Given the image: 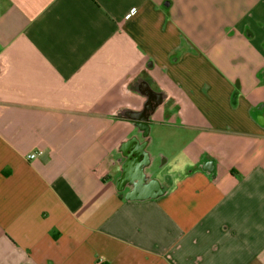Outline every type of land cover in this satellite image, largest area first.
<instances>
[{
	"label": "crops",
	"instance_id": "crops-1",
	"mask_svg": "<svg viewBox=\"0 0 264 264\" xmlns=\"http://www.w3.org/2000/svg\"><path fill=\"white\" fill-rule=\"evenodd\" d=\"M0 264H264V0H0Z\"/></svg>",
	"mask_w": 264,
	"mask_h": 264
},
{
	"label": "built area",
	"instance_id": "built-area-1",
	"mask_svg": "<svg viewBox=\"0 0 264 264\" xmlns=\"http://www.w3.org/2000/svg\"><path fill=\"white\" fill-rule=\"evenodd\" d=\"M37 155H38V153H36V152L30 153V154L28 155V159H33V158H35Z\"/></svg>",
	"mask_w": 264,
	"mask_h": 264
},
{
	"label": "water",
	"instance_id": "water-1",
	"mask_svg": "<svg viewBox=\"0 0 264 264\" xmlns=\"http://www.w3.org/2000/svg\"><path fill=\"white\" fill-rule=\"evenodd\" d=\"M150 111H151V109H150ZM147 119H148V115H146V116H141V118H140V121H142V123L143 122H147Z\"/></svg>",
	"mask_w": 264,
	"mask_h": 264
},
{
	"label": "flooded vegetation",
	"instance_id": "flooded-vegetation-1",
	"mask_svg": "<svg viewBox=\"0 0 264 264\" xmlns=\"http://www.w3.org/2000/svg\"><path fill=\"white\" fill-rule=\"evenodd\" d=\"M148 109H152L151 105L146 106V108H145V110H144V111H145L144 114H145V113H146V114L148 113Z\"/></svg>",
	"mask_w": 264,
	"mask_h": 264
},
{
	"label": "rangeland",
	"instance_id": "rangeland-1",
	"mask_svg": "<svg viewBox=\"0 0 264 264\" xmlns=\"http://www.w3.org/2000/svg\"><path fill=\"white\" fill-rule=\"evenodd\" d=\"M192 33H193V32H192ZM196 33L200 34V32H196Z\"/></svg>",
	"mask_w": 264,
	"mask_h": 264
}]
</instances>
